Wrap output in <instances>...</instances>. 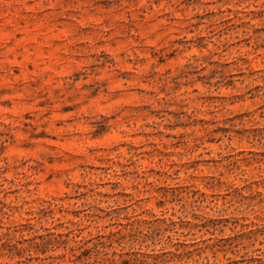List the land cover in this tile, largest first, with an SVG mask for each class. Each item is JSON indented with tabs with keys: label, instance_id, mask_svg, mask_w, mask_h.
I'll return each mask as SVG.
<instances>
[{
	"label": "rangeland",
	"instance_id": "1",
	"mask_svg": "<svg viewBox=\"0 0 264 264\" xmlns=\"http://www.w3.org/2000/svg\"><path fill=\"white\" fill-rule=\"evenodd\" d=\"M0 264H264V0H0Z\"/></svg>",
	"mask_w": 264,
	"mask_h": 264
}]
</instances>
